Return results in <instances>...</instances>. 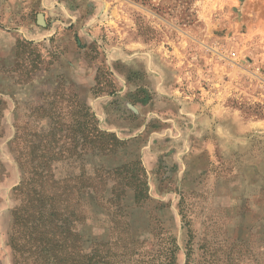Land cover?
<instances>
[{
	"label": "rangeland",
	"instance_id": "1",
	"mask_svg": "<svg viewBox=\"0 0 264 264\" xmlns=\"http://www.w3.org/2000/svg\"><path fill=\"white\" fill-rule=\"evenodd\" d=\"M75 104L120 141L111 157L75 158L77 136L62 137ZM38 108L60 116L54 139ZM57 138L66 158L48 164L49 189L63 202L41 222L67 237L63 264L112 229L80 181L134 161L149 200L126 220L145 260L169 236L173 264H264V0H0V264H38L14 232L15 157L51 154Z\"/></svg>",
	"mask_w": 264,
	"mask_h": 264
},
{
	"label": "trees",
	"instance_id": "2",
	"mask_svg": "<svg viewBox=\"0 0 264 264\" xmlns=\"http://www.w3.org/2000/svg\"><path fill=\"white\" fill-rule=\"evenodd\" d=\"M19 55L18 49L17 56L19 57ZM69 108L70 106L67 107V109ZM35 112L36 114L41 112L42 114L39 117L46 118L48 121L54 120V124L56 125L54 129L56 132L52 134V138L54 139L55 135L62 131L61 124L58 121L60 116L53 115L50 111L42 108L36 109ZM72 114L74 116V119L71 121L72 124L63 130L65 135L62 137L67 140H75L74 137L75 135L77 136L78 150L75 153L76 159H81L88 152L109 158L121 148L120 141L114 135L100 131L96 127V124L93 123V120L91 123L92 116L88 114L84 106L75 104L73 113L68 111L67 116ZM68 122L70 123V121ZM60 138L55 139L54 142L52 141L55 148L58 146L57 143L60 141ZM34 150L37 151L38 149ZM38 151L39 153L35 156H32L34 152L31 151L28 154L18 153V156L15 157L23 179L16 189L20 207L15 211L14 218L16 220L24 219V221L20 224L18 222L14 224V232H17V229L19 231L20 227L23 229V236H25L26 242L28 241L30 244L28 252H31L34 257V263H69L72 260L73 251L69 249V246L64 244L67 241V237L62 238L61 241L63 242L61 244H59V241H55V234H53V238L48 239L47 234L49 231L46 228L42 229L44 225L41 222L43 211L59 212L55 208L63 202L62 197L64 195V192L59 190V187H51L49 189V184L60 185V183L54 180L55 177L52 175L50 165L48 164L59 162L66 157L62 153L61 147L56 148V151L53 149L51 154H44L41 149ZM64 187L68 188L66 184H64ZM74 188L77 191L76 187L71 189ZM90 188L93 193L98 194L97 204L111 216L110 224L112 229L108 241L95 243L89 259H87L88 256H81L75 259L74 262L76 264L174 263V256L177 250L174 238L167 236L168 238L165 240L169 248L161 251L153 259L145 260L144 255L140 251L147 244L146 240H137L129 231V224L126 220L127 208L144 209L149 200L146 175L139 161L107 169L99 167L95 170L94 178L89 183L80 181L79 190ZM59 192L63 194L59 195ZM42 198H44V201L41 200ZM66 232L69 234L68 230ZM153 237L155 238V235ZM50 241L53 245H51ZM52 246L56 247V249H53Z\"/></svg>",
	"mask_w": 264,
	"mask_h": 264
}]
</instances>
